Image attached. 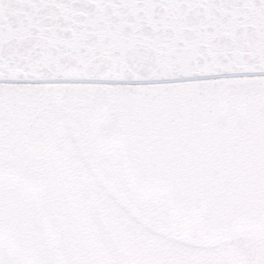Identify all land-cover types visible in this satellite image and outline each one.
I'll return each instance as SVG.
<instances>
[{
    "label": "snow or ice",
    "instance_id": "snow-or-ice-1",
    "mask_svg": "<svg viewBox=\"0 0 264 264\" xmlns=\"http://www.w3.org/2000/svg\"><path fill=\"white\" fill-rule=\"evenodd\" d=\"M0 264H264V0H0Z\"/></svg>",
    "mask_w": 264,
    "mask_h": 264
}]
</instances>
